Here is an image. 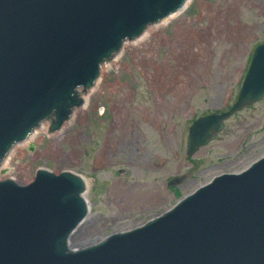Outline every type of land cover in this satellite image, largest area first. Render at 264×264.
<instances>
[{
    "label": "water",
    "instance_id": "water-1",
    "mask_svg": "<svg viewBox=\"0 0 264 264\" xmlns=\"http://www.w3.org/2000/svg\"><path fill=\"white\" fill-rule=\"evenodd\" d=\"M191 0H0V168L37 128L66 130L87 105L102 66L126 43L183 13ZM264 100V43L233 106L196 119L188 156L215 141L235 114ZM30 151L34 150L31 144ZM178 179L173 180L176 185ZM84 178L37 170L28 185L0 180V264H264V156L218 175L164 214L75 248L89 214Z\"/></svg>",
    "mask_w": 264,
    "mask_h": 264
},
{
    "label": "rangeland",
    "instance_id": "rangeland-1",
    "mask_svg": "<svg viewBox=\"0 0 264 264\" xmlns=\"http://www.w3.org/2000/svg\"><path fill=\"white\" fill-rule=\"evenodd\" d=\"M262 43L264 0H191L102 66L93 94H84L88 104L66 130L49 134L47 121L46 131L39 127L17 144L0 180L28 185L40 168L86 179L90 211L71 238L75 248L146 224L212 178L264 156V100L188 156L190 126L233 106Z\"/></svg>",
    "mask_w": 264,
    "mask_h": 264
},
{
    "label": "bare ground",
    "instance_id": "bare-ground-1",
    "mask_svg": "<svg viewBox=\"0 0 264 264\" xmlns=\"http://www.w3.org/2000/svg\"><path fill=\"white\" fill-rule=\"evenodd\" d=\"M168 20H169V19H168ZM168 20H166V21H168ZM166 21H164V22H166ZM88 97H89V96H88ZM41 128H42V130H45V131L47 130V128H46L45 126H43V127H41ZM37 133H38V131L36 130L35 134H37ZM28 140H29V139H28ZM15 146H16V145H15ZM8 156H9V155H8ZM3 167H4V166H3ZM85 180H86V179H85ZM86 183H87V182H86ZM86 185L88 186L87 188H89V184L87 183ZM85 198H86V197H85ZM83 223H84V222H83ZM83 223H82V224H83ZM79 227H80V226H79ZM79 227H78V228H79ZM75 232H76V231H75ZM75 232L73 233L72 236H74ZM71 238H72V237H71ZM92 243H96V242H92ZM81 246H82V245H81ZM81 246H80V247H81Z\"/></svg>",
    "mask_w": 264,
    "mask_h": 264
}]
</instances>
